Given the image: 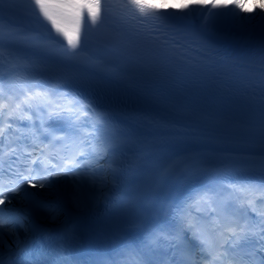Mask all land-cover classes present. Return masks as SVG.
Masks as SVG:
<instances>
[{
  "label": "snow or ice",
  "instance_id": "snow-or-ice-1",
  "mask_svg": "<svg viewBox=\"0 0 264 264\" xmlns=\"http://www.w3.org/2000/svg\"><path fill=\"white\" fill-rule=\"evenodd\" d=\"M4 0H0V9ZM32 6V14L38 23H41L49 32V38L55 43H61L56 37H63L67 41V49L70 55H75L76 50L82 44V24L85 13L91 25L102 22V7L107 11L108 3L102 6L100 0H28ZM128 4L135 9L140 16L155 21H173L184 19L175 17L171 13L167 15H157L160 12L154 5L145 0H128ZM204 5H200L203 7ZM193 7L195 5H182L179 11ZM212 8L228 7L226 4H217L215 0ZM235 7L242 8L240 4ZM226 15V14H225ZM241 19H253L252 17H242ZM264 21V15L260 16ZM46 22V24H44ZM50 25V28H48ZM54 31L56 36H51ZM86 39V34L83 37ZM259 75L260 87H264V32L261 34L259 47ZM47 96L46 93H32L25 89L23 97L17 101L16 97L6 95L5 90L0 86V243H4L5 231L13 237V243L19 246L17 230L23 228L27 215L38 208L47 206L44 201L37 199L42 195L40 192H32L28 185L33 188L47 189L54 186L60 178H73L74 182L81 183V187L86 188L89 179L95 183L98 179V171L103 170L99 161L109 155L110 150L114 152V145L105 134L104 129L108 117L103 113L96 112L92 105L85 103L78 98L67 103H61L66 97L56 100L47 99L46 106L49 108L48 119L58 118L56 122H62L65 118L72 120L73 117L79 119V113L83 110L89 117L91 129L83 133L79 129H74L76 135L72 139L74 152L70 155H59L46 151L48 145L38 148V154L33 157V151L27 147L21 149L17 144L20 136L15 133L20 129H14L9 121L28 120L30 127H35L32 111V101L37 97ZM264 100V95L261 96ZM94 117V119H92ZM45 121L41 119V127ZM23 135V133H21ZM34 136L35 133L33 132ZM56 140H64L65 137H56ZM14 144L17 146L13 147ZM35 144V140L33 141ZM35 151V149H34ZM12 157L16 161H22L23 167H17L15 171L7 172L11 168ZM57 159V163H53ZM115 170H113L114 172ZM7 172V174H6ZM101 186H104V178H100ZM234 192L247 193L246 203L252 212L256 213V222L222 214L215 207H210L202 216L193 214L201 212L199 205L209 202L208 193L196 194L191 202L183 205H175L170 208L172 219L175 221L174 227L167 230L163 227L153 228L147 233L146 241L142 245H134L129 242L120 247L112 255H101L93 257L83 264H153L151 256L163 245L173 249V257L180 253L181 259L178 264H250L244 257L237 258L240 251L251 241H255L257 249L264 251V211H257V201H264V181L259 184L248 183L244 185H232ZM16 199L20 202V207L12 205ZM76 206L85 210L94 206V201L86 197H77ZM55 209L49 213L54 219ZM191 233L192 239L199 243L200 256L197 259L185 245L184 235ZM76 238L73 230L70 235H66L63 245L51 251H42L27 264H81L80 261H73L68 253V246ZM0 261L5 264L3 254L0 253ZM170 264V262H169Z\"/></svg>",
  "mask_w": 264,
  "mask_h": 264
},
{
  "label": "bare ground",
  "instance_id": "bare-ground-1",
  "mask_svg": "<svg viewBox=\"0 0 264 264\" xmlns=\"http://www.w3.org/2000/svg\"><path fill=\"white\" fill-rule=\"evenodd\" d=\"M236 0H215L217 4H226L228 7L224 8H212L211 5L213 0H181V2L176 6L172 7L171 4L165 3L163 0H145V2L154 5L160 10V15H167L171 13L175 17H184V19H177L181 25L186 28L194 29L200 33H203L206 37L225 43L229 46L241 47L247 50L259 51L261 34L264 32V21H262L259 16L264 13V8H262L254 21L246 19V23L253 22L252 26H247L246 23H241L240 25L236 23V18H234L238 8L231 9V3H235ZM258 0H251V3L257 2ZM182 5H195L196 7H189L184 11H179ZM200 5H204L200 7ZM259 8V6L257 7ZM232 10L230 15L231 24L228 25L227 22H222L217 24L218 14H226L228 10ZM210 15H213L216 23L214 28L211 26V21L209 20ZM249 16H251L249 14ZM259 22V23H258ZM213 23V22H212ZM214 24V23H213ZM258 25L255 30V26ZM101 165V164H100ZM100 172V171H98ZM99 190L92 188L86 190V188L81 187L80 183L74 182L73 178L69 177L67 179L60 178V180L54 183V186L47 189H36L33 192H40L42 195L37 199L42 200L51 210L55 209L54 215L56 217H64L62 205L64 203H71L76 206L77 197L87 198L93 201L97 197ZM77 207V206H76ZM44 226L48 230L52 229V226L44 223ZM25 232V231H24ZM19 236V240L22 242L19 246L13 243V237L7 234L5 231L2 243L5 247H22L23 242L27 239L26 233L23 236Z\"/></svg>",
  "mask_w": 264,
  "mask_h": 264
},
{
  "label": "rangeland",
  "instance_id": "rangeland-1",
  "mask_svg": "<svg viewBox=\"0 0 264 264\" xmlns=\"http://www.w3.org/2000/svg\"><path fill=\"white\" fill-rule=\"evenodd\" d=\"M165 3L171 4L173 6H177L179 3V0H163ZM238 4L242 5V8H238V14H237V22L239 24L246 23V19H241L242 17H252V21H254L257 17L258 12L264 8V0H258L257 2L251 3V0H238ZM259 6V8H257ZM249 14L251 16H249ZM253 22L246 23L249 27ZM98 179L93 183L91 179H89L88 185L86 187V190H89L92 188L98 189V185L100 183V178H102V171L97 173ZM82 183V182H81ZM80 183V184H81ZM21 230H18L17 233L21 234Z\"/></svg>",
  "mask_w": 264,
  "mask_h": 264
}]
</instances>
